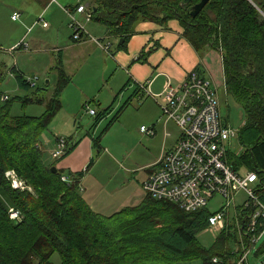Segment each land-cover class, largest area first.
I'll return each mask as SVG.
<instances>
[{"label":"trees","instance_id":"trees-1","mask_svg":"<svg viewBox=\"0 0 264 264\" xmlns=\"http://www.w3.org/2000/svg\"><path fill=\"white\" fill-rule=\"evenodd\" d=\"M181 1L93 0L87 9L91 11V20L106 25L110 33L123 39L120 47L134 32V25L139 20L163 23L177 19L184 29L185 38L201 57L209 49L217 50L222 60L224 91L239 104L245 117L236 137L229 141L227 162L240 173L255 171L262 176L264 0H209L195 17L187 11L199 0H190L186 4ZM76 6L65 8L73 11ZM40 14L43 16V13ZM38 16L34 25L41 24L36 23ZM58 69L54 90L41 114L12 115V104L15 99L22 106L42 104L47 88L37 87L32 95H14L8 96L5 101L0 100V264H47L53 252L59 254L60 264H181L194 259L200 264H212L211 259L215 256L221 258L224 264H233L238 256L229 246V240L234 235L239 245L240 227L247 221L248 210L237 206L238 214L232 213L229 220L226 212L223 228L211 248H205L196 237L208 228V217L214 213L208 207L186 212L173 202L155 200L146 195L140 204L104 217L92 210L80 193V180L91 161L77 172H64L61 168H57L56 172L51 170V166L73 151L78 141L69 144L65 139L63 154L53 159L50 166L39 160V152L33 146L41 141V134L58 112L59 94L70 79L59 63ZM16 79L21 87H29L22 76L17 75ZM128 104L129 99L109 119L100 134L92 139L93 147L99 146L104 131ZM110 106L96 111L92 126L109 113ZM235 139L240 151L233 153ZM9 168L15 169L35 188L37 196L27 202L29 208L38 209L41 219L32 217L27 210L24 211L26 206L20 205V196L25 201L28 196L20 195L4 181V173ZM62 176L66 180H62ZM256 191L264 203L263 189L258 186ZM144 202L149 206H145ZM9 207L19 211V221L9 218ZM125 211L137 212L133 218L121 219ZM262 227L259 226L258 231ZM30 236L37 240L41 238V242L33 243L28 240ZM7 237L11 239L12 247ZM44 239L49 242L50 250L43 246ZM263 249L258 248L255 254L259 255ZM42 256L46 257L41 259Z\"/></svg>","mask_w":264,"mask_h":264},{"label":"rangeland","instance_id":"rangeland-1","mask_svg":"<svg viewBox=\"0 0 264 264\" xmlns=\"http://www.w3.org/2000/svg\"><path fill=\"white\" fill-rule=\"evenodd\" d=\"M26 1L30 0H0V91L8 93V95L11 97L14 95H32V92L37 88L36 86L33 88L30 85L28 88L23 86L21 87L15 76L12 77L9 74L6 75V71L4 72L3 70V68L9 69L16 61L19 63V65L30 62L28 54H23L26 51L23 53H17V51L15 53L16 59H11V53L7 55L8 53L2 48L6 47L5 45L8 46L9 43H12L11 41H8L11 36L14 38L19 31L21 32L24 30L25 32L27 30L26 26L28 25L25 26V29L21 26V19H23V16L26 14V12H28L23 7L31 6L36 8L37 5L32 3L26 4ZM76 1L78 0H71L72 3ZM19 10H23V13L19 15L17 21H13L11 19V14L14 11L18 12ZM66 18L67 16L59 18L57 26H54V28H52L48 33L49 38L46 40V42H53L57 38L59 41L62 39L68 40L69 34H71V29L69 28L68 24L69 17L67 20ZM32 19L33 18H31V20ZM34 30H36V28ZM84 73L85 72L83 69L79 74L71 76L73 79L71 85H69L67 91H63L62 94L59 95V101L61 102L59 110L49 123L48 128L43 131L42 135V139H46V142L50 139L52 140L48 144L43 145L38 142L33 146L39 152V160L46 163V166L51 164L52 160L54 159H50L49 155L56 145L57 137L61 136L65 139H68L67 137H72L76 133L78 134L79 138L86 136L90 139H93L100 134L103 128H105L107 123L110 121L109 119H111L117 110H111L107 118L101 120L94 128L90 129L94 115L88 114L86 110V104L91 102L87 99V103H83L84 105L80 103V89L84 88L86 78ZM94 75L95 73L92 74V77ZM46 79L49 80L48 84L45 83ZM56 79V75L51 73L45 74V78H39L37 80L39 87L44 88V85H47L48 89L44 93L45 98L51 95ZM213 83H215L214 80ZM216 97L219 103V112L222 118L226 120L228 125L232 128H239L245 120L244 114L242 113V109L239 104L235 102L231 96L225 95L224 86L222 83H220V80H218L216 85ZM140 104L141 102L139 103L137 98L134 97L133 100L124 108L119 117L104 131L102 137L99 140V147H94L92 154L89 156L93 158V162L87 170L84 178L80 180L81 191L83 190V192L85 191L88 193L92 203L91 208L95 211L101 212L99 214L104 217L108 216L106 214L110 215V213L112 214L113 211L120 208H129L135 206L146 197V194L142 189V183L148 175V167L150 163L156 159L155 157L160 153L163 147L169 146L170 143L169 139L167 144H161V133L159 131V127L157 135L155 133L156 136H148L140 131L141 125L150 127L153 123L156 125H158V123H165V118L162 117L161 114L159 117L155 110L152 113V108L147 102H145V105L143 104V107H141ZM95 106L96 105L94 103L93 105L91 104V108L96 110V108H94ZM45 109L44 103H28L27 105L22 106L21 102L15 99L12 104L11 113L12 115L17 114L19 116L23 114L39 115L44 112ZM166 126V129L172 132V137L175 139L179 131L177 126L173 122H168ZM89 130L92 134L88 133ZM74 137L76 136H73V138ZM89 141L90 140L87 139V141H84L81 144L79 152L83 153L85 150H87L88 147L86 145ZM51 143L53 144L51 145ZM91 145L93 146V141ZM50 147H52V149H50ZM239 148L240 147L238 143H236V139L233 140V153L240 151ZM28 150H30L29 146ZM73 159L81 162V160L85 159V156H75ZM56 164L57 166L61 167L59 162H56ZM56 164L54 167H56ZM62 170L64 172H68L67 168ZM8 172L10 174L9 176L6 175ZM12 177L17 180L18 186H12ZM4 181H7L9 187L17 191V193L20 195L23 194L24 196H28L26 201L22 200L20 196V205H25L26 209L24 211L26 212L27 210V212L32 217L37 216L41 219L42 217H40L38 214V209L29 208L28 203L32 198L37 196L35 188L24 178L20 177L13 168H9L5 171ZM244 200H246L245 192L239 191L235 196V205H241ZM144 205L149 206L146 202H144ZM224 205L225 200H223L221 196L217 195L209 202L208 209L215 212ZM227 208V219L229 220V218L233 216V207L229 205ZM20 211H23L22 207H20ZM136 212L137 211H127L124 213V217H121V219L133 218ZM29 214H27V216ZM30 224L31 222H29L28 227ZM19 232H21V230H19ZM218 233L219 230L217 229L206 228L200 231L196 238L202 246L205 248H211ZM29 234L30 232L27 230V236H29ZM234 237L235 236L232 235L229 240V246L233 250L239 247L236 240H234ZM24 238L26 240L25 235ZM7 239L11 241L10 238L7 237ZM28 240L33 241L35 244H39L41 242V238L37 240L36 237L32 238L31 236L28 238ZM263 244L264 237L261 240L259 239L255 246L251 248V252L248 254L246 259V264H264V251L259 255H256L254 252L256 248ZM12 245L13 243L11 241L10 247H12ZM43 246L47 247V250L51 249L49 242L45 239L43 240ZM44 257L46 256H42L41 259ZM60 262L61 260L59 254L57 252H53L50 254L47 264H60ZM181 264H200V261L194 259L192 261H184Z\"/></svg>","mask_w":264,"mask_h":264},{"label":"crops","instance_id":"crops-1","mask_svg":"<svg viewBox=\"0 0 264 264\" xmlns=\"http://www.w3.org/2000/svg\"><path fill=\"white\" fill-rule=\"evenodd\" d=\"M30 1H26V4L32 3L37 5V7H23L28 12H26L23 19H21V26L25 29V26L28 25L26 26L27 30L25 32L24 30L21 32L19 31L14 38L11 36L8 41L12 43H9L8 46H1L3 50L8 53L7 55L11 53V59L15 58V53L17 51V53L26 51L23 54H28L30 62L19 65L16 61L9 69L3 68L4 72L6 71V75L9 74L12 77L15 76V78L17 75H20L27 83V78H45V74L51 73L58 78L59 63L64 73L70 78L60 92L59 95H61L62 92L67 91L69 85H71L73 80L71 76L79 74L84 69V75L86 77L85 85L83 89H80V103L82 105L83 103L85 104V102L87 103L88 99V101L91 102L88 103L89 106L91 107V104L93 105L94 103L96 105L94 107L96 110H103L109 105H111L110 111L115 109L118 110L128 99L130 103L135 97L139 103L141 102V107L147 102L152 108V113L155 110L159 117L160 114L162 117L164 116L158 104L152 97L148 96L144 90L139 88L140 83L147 84L149 82L147 89H149L151 93L157 95L156 100L162 102L164 101V97L159 94L162 93L166 85H176L182 82L190 72L195 70H198L199 74L209 79L214 87H216L218 80L223 84V68L220 53L217 50L209 49L203 57H201L191 43L185 38L184 29L177 19H169L163 23L150 20H139L134 25V32L126 39L125 44L121 47L118 45L120 38L110 33L106 25L94 20L85 22V28L88 34L99 40V43L86 37L80 41H73L71 34H69L68 40L62 39L59 41L57 38L55 41L49 43L46 42L49 38L48 33L54 26H57L59 18L66 16L68 18L62 6L74 7L79 2H83L86 8H88L91 6L92 0H78L74 3H72L71 0H56L51 3H49V0H37L38 2L36 0ZM18 12L21 14L23 10H19ZM40 13H43L44 20L48 24L46 27H43L41 24H33ZM31 18L33 19L31 20ZM17 19L12 20L17 21ZM35 28L36 30H34ZM106 45L108 48L104 49L102 46L105 47ZM5 65L7 66L6 63ZM13 66H15V69H13ZM94 73L95 75L92 77ZM213 80L215 83H213ZM35 86L39 87V83L37 82ZM45 86L47 88V85ZM0 94L8 95V93L1 91ZM225 95L229 96L227 93H225ZM8 96L10 97V95ZM50 96L51 95L43 102L45 108L47 107ZM109 113L101 120L107 118ZM100 121L94 126L91 124L90 129L94 128ZM168 122L172 121H166L165 119V123H158V125L155 123L152 124L156 135L159 127L161 144H167L169 139L170 143L169 146L163 147L160 153L155 157L156 159L154 158L155 160L153 159L154 161L150 163L148 175L157 168L161 156L171 149L178 139L179 131L178 135L173 139L172 132L166 129V124H168ZM88 133H91V131L89 130ZM42 135L43 133L41 134V144H48L52 140L50 139L46 142V139H42ZM73 136L76 137L73 138ZM73 136L67 137V141L69 144L78 141L77 146L69 155L58 161L61 167L56 164V168H67L69 171L77 172L84 169V166L90 161L92 164L93 158L89 157L94 148L91 145L92 138L90 139L86 136L79 138L76 133ZM87 139L90 140L86 145L89 150L87 148L83 153L79 152L81 144L87 141ZM52 144L53 143H51V145ZM50 149H52V147H50ZM81 155L85 156V159L81 160V162L73 159V157H80ZM80 193L85 203L91 208L92 203L88 193L85 191L83 192V190L80 191ZM125 208L128 207L115 210L112 214L110 213V215ZM95 212L98 214L101 213L98 211ZM106 215L110 216L109 214ZM263 237L264 235L261 236L260 240ZM263 247L264 244L258 248L263 249ZM258 248H256L255 251Z\"/></svg>","mask_w":264,"mask_h":264},{"label":"built area","instance_id":"built-area-1","mask_svg":"<svg viewBox=\"0 0 264 264\" xmlns=\"http://www.w3.org/2000/svg\"><path fill=\"white\" fill-rule=\"evenodd\" d=\"M63 9L69 17L74 41H80L87 36L99 43L98 39L86 31L85 22L92 19V14L84 3L79 2L73 11L65 7ZM18 17L17 12L11 15L13 20ZM36 23H41L43 27L48 25L42 14L38 16ZM102 47L108 48L107 45ZM37 80V77L27 78L31 87L36 85ZM148 84L149 82L140 83L139 88L156 101L166 121H172L177 126L179 136L173 147L161 156L157 168L143 181V191L152 199L173 202L186 212L207 207L215 196H221L225 205L208 217V228L211 229L223 228L229 205L233 207L235 215L238 214L237 206L248 210L247 221L240 227L239 247L233 250L238 256L233 264H246L251 248L264 233V203L256 191L258 186L264 191V174L259 176L255 171L240 173L227 162L229 141L236 137L238 129L228 126L222 118L216 87L210 80L192 71L182 82L164 87L159 94L163 95V102L156 100L157 95L147 89ZM7 99L6 94L0 96L2 101ZM86 110L90 115L96 113L89 104H86ZM140 131L149 136L155 134L152 126L142 125ZM65 147V138L57 137L56 146L51 152L52 158L60 157ZM6 175L9 176V172ZM61 179L66 180L64 176ZM11 184L18 186L13 177ZM239 191L245 192L246 200L241 205H235V196ZM8 215L17 221L21 218L14 207L8 208ZM259 226L263 227L258 231ZM211 262L224 264L216 256Z\"/></svg>","mask_w":264,"mask_h":264},{"label":"water","instance_id":"water-1","mask_svg":"<svg viewBox=\"0 0 264 264\" xmlns=\"http://www.w3.org/2000/svg\"><path fill=\"white\" fill-rule=\"evenodd\" d=\"M190 0H182L181 3L182 4H186L188 3ZM209 0H199L197 3L193 4L192 6H190L188 8V14L191 16V17H195L202 9L203 7L205 6V4L208 2ZM123 42V39L120 38L119 42H118V45H120L121 43ZM45 83L48 84L49 83V80L46 79L45 80ZM43 89H46L45 87ZM51 170L53 172H56L57 169L56 167L52 166Z\"/></svg>","mask_w":264,"mask_h":264},{"label":"bare ground","instance_id":"bare-ground-1","mask_svg":"<svg viewBox=\"0 0 264 264\" xmlns=\"http://www.w3.org/2000/svg\"><path fill=\"white\" fill-rule=\"evenodd\" d=\"M201 75V74H200ZM202 76V75H201ZM204 77V76H203ZM205 78V77H204ZM207 79V78H206ZM209 80V79H208ZM208 207V206H207ZM263 235V234H262Z\"/></svg>","mask_w":264,"mask_h":264}]
</instances>
